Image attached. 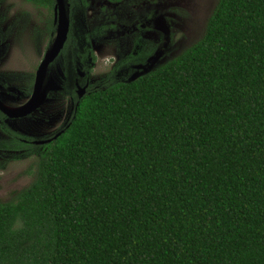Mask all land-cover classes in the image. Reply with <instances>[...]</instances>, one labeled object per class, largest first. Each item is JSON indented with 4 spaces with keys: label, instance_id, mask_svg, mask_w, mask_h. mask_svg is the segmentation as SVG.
Segmentation results:
<instances>
[{
    "label": "trees",
    "instance_id": "16d2710c",
    "mask_svg": "<svg viewBox=\"0 0 264 264\" xmlns=\"http://www.w3.org/2000/svg\"><path fill=\"white\" fill-rule=\"evenodd\" d=\"M76 100L41 149L13 140L40 156L0 200V264H264V0H218L178 56Z\"/></svg>",
    "mask_w": 264,
    "mask_h": 264
},
{
    "label": "rangeland",
    "instance_id": "374dc122",
    "mask_svg": "<svg viewBox=\"0 0 264 264\" xmlns=\"http://www.w3.org/2000/svg\"><path fill=\"white\" fill-rule=\"evenodd\" d=\"M150 1L151 12L155 17L150 25L151 38L145 44L149 54L142 60L134 61L136 63L133 66L125 64L124 70L120 72V78L124 81H131L157 68L201 38L206 22L218 2V0ZM119 10L127 22H135L136 15H133L130 8L122 7ZM0 20L4 33L3 45L6 44L8 50L0 69L17 86L29 87L36 69L53 44L48 32L51 10L27 0H0ZM123 30L120 27L117 36L108 34V39L100 38L96 43L93 49L96 60L90 68L91 85L103 83L113 73V64L118 57L116 48L120 50L121 58L127 57L133 49L135 42L132 34L127 35L126 28ZM13 73L16 79L10 75ZM53 74H56L55 71ZM59 86L58 78H54L53 88ZM73 106V100L68 95L62 92L52 93L48 101L34 113L38 120L27 121L26 130L28 131L27 128L31 126L32 133L37 137L54 133L72 114ZM22 126L25 125L22 123ZM19 154L21 151L0 153L1 201L12 199L17 191L29 185L34 178L40 153L18 158Z\"/></svg>",
    "mask_w": 264,
    "mask_h": 264
},
{
    "label": "flooded vegetation",
    "instance_id": "af4514ba",
    "mask_svg": "<svg viewBox=\"0 0 264 264\" xmlns=\"http://www.w3.org/2000/svg\"><path fill=\"white\" fill-rule=\"evenodd\" d=\"M63 1L69 17V32L60 53L47 68V80H50L52 76H54L53 71H55V75L58 77L60 83L59 88H53L48 92V99L52 93L62 92L73 100L74 111L77 104L76 98H79V86H87L86 94L91 88H100L102 84L95 86L90 84V68L96 60L93 49L96 43L100 41L99 39H108V34H115L117 36L120 32V27L124 30L126 28L125 33H127V35L132 34V39L135 42L133 49H135L130 50L128 56L125 57L126 59L121 58V52H119L120 50H118V48L115 49L118 57L113 64V73L110 75L115 81H124L120 78V72L124 70L125 64L133 66L136 63L134 61L138 59L142 60L149 54L147 50L148 47L145 44L148 42L147 40L151 38L150 34L152 30L150 29V25L153 23L155 16L151 12L152 2L150 0ZM122 7L126 9L130 8L133 11V15H136L134 23L127 22L124 17L120 15L119 9ZM49 9L51 10V20L48 24V32L54 42L58 25L56 20V0H54V4L49 7ZM91 21H93V23H91ZM88 38L89 43L87 41ZM3 43L4 33L0 25V67L2 61L8 55L6 44L3 45ZM88 47L92 50L95 59H93ZM86 52L88 54H85ZM10 53L11 51L9 54ZM82 56L85 57L83 61L81 60ZM128 60L130 62H127ZM37 70L38 68L36 72ZM36 72L29 87H19L10 78H7V74L0 69V104L10 112L18 113L17 116H12L0 108V153L4 151L20 152V147L16 148L18 146L13 143L14 139L22 140L26 145H37L42 148V145H46L48 142L36 143V141L48 140L55 136V134L63 130V127L67 125L72 116L71 114L66 119L64 125L52 134L37 137L32 133L31 126L27 128L28 131L26 130V125H28L27 121L38 120L37 117L34 116V113L38 109L27 114H21L24 110L22 107L29 102L33 94ZM10 75L16 79L14 73ZM17 76H19V74H17ZM22 123L25 126H22Z\"/></svg>",
    "mask_w": 264,
    "mask_h": 264
},
{
    "label": "water",
    "instance_id": "95a60500",
    "mask_svg": "<svg viewBox=\"0 0 264 264\" xmlns=\"http://www.w3.org/2000/svg\"><path fill=\"white\" fill-rule=\"evenodd\" d=\"M56 20H57V32L54 42L49 49V51L44 55L38 70L36 72L34 91L29 100V102L23 106L24 110L21 114H27L32 111H36L43 104H45L48 100V92L53 89L54 78H58L56 75L52 76L50 80H47V68L51 62L55 60V58L60 53L63 48L65 41L67 39V35L69 32V17L67 15V11L65 9V4L63 0H56ZM134 80V79H133ZM86 85L79 86V98H82L86 92ZM0 108L5 110L7 113L12 116H17L18 113H12L9 110L5 109L1 104ZM21 108V109H22ZM60 132H58L54 138L59 136ZM48 140H40L36 141V143H44Z\"/></svg>",
    "mask_w": 264,
    "mask_h": 264
},
{
    "label": "bare ground",
    "instance_id": "6f19581e",
    "mask_svg": "<svg viewBox=\"0 0 264 264\" xmlns=\"http://www.w3.org/2000/svg\"><path fill=\"white\" fill-rule=\"evenodd\" d=\"M18 110H20V109H18ZM18 110H16V111H18Z\"/></svg>",
    "mask_w": 264,
    "mask_h": 264
}]
</instances>
